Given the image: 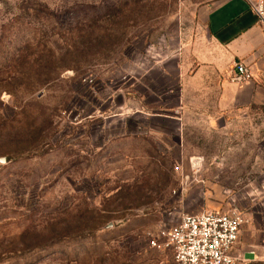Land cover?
Masks as SVG:
<instances>
[{
	"label": "rangeland",
	"instance_id": "rangeland-1",
	"mask_svg": "<svg viewBox=\"0 0 264 264\" xmlns=\"http://www.w3.org/2000/svg\"><path fill=\"white\" fill-rule=\"evenodd\" d=\"M220 1L0 0V264H173L162 231L231 207L264 264V107L172 120L152 71Z\"/></svg>",
	"mask_w": 264,
	"mask_h": 264
},
{
	"label": "crops",
	"instance_id": "crops-1",
	"mask_svg": "<svg viewBox=\"0 0 264 264\" xmlns=\"http://www.w3.org/2000/svg\"><path fill=\"white\" fill-rule=\"evenodd\" d=\"M183 40L177 52L152 70L157 80L177 82L160 96H177L179 106L159 108L161 113L183 122L191 106L202 104L199 112L211 114L212 127L227 122L225 115L243 116L264 107V26L247 0H222L199 9ZM239 63L250 68V82L231 81Z\"/></svg>",
	"mask_w": 264,
	"mask_h": 264
},
{
	"label": "built area",
	"instance_id": "built-area-1",
	"mask_svg": "<svg viewBox=\"0 0 264 264\" xmlns=\"http://www.w3.org/2000/svg\"><path fill=\"white\" fill-rule=\"evenodd\" d=\"M247 1L264 26V0ZM252 79L249 67L243 63L235 65L232 82L243 84ZM190 163L194 171H199L203 159L194 157ZM248 224V215L237 207L204 210L196 215H185L178 225L162 231L158 247L172 254L173 264H241L243 259L237 255L236 248ZM244 254L255 255V252L249 250Z\"/></svg>",
	"mask_w": 264,
	"mask_h": 264
},
{
	"label": "water",
	"instance_id": "water-1",
	"mask_svg": "<svg viewBox=\"0 0 264 264\" xmlns=\"http://www.w3.org/2000/svg\"><path fill=\"white\" fill-rule=\"evenodd\" d=\"M6 162V160L4 159V158H1L0 159V164H3V163H5ZM112 226H109V228H111Z\"/></svg>",
	"mask_w": 264,
	"mask_h": 264
}]
</instances>
